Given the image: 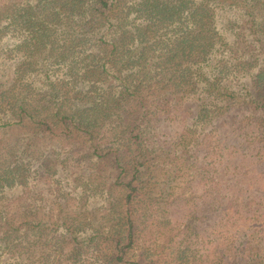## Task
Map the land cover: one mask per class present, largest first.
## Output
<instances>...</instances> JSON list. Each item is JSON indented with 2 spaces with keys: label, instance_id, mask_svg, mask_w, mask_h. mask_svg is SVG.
<instances>
[{
  "label": "trees",
  "instance_id": "16d2710c",
  "mask_svg": "<svg viewBox=\"0 0 264 264\" xmlns=\"http://www.w3.org/2000/svg\"><path fill=\"white\" fill-rule=\"evenodd\" d=\"M172 262L264 264V0H0V264Z\"/></svg>",
  "mask_w": 264,
  "mask_h": 264
},
{
  "label": "rangeland",
  "instance_id": "374dc122",
  "mask_svg": "<svg viewBox=\"0 0 264 264\" xmlns=\"http://www.w3.org/2000/svg\"><path fill=\"white\" fill-rule=\"evenodd\" d=\"M206 152V151H205ZM207 153V152H206ZM64 163H61V165H63ZM103 169H107V166L103 165L102 166ZM62 178H59V175H62ZM76 173H67V170H62L59 173L53 172L51 173V175L46 176V178L44 180H41L39 178H37L38 183H36V187L37 189L40 190V192L43 194L45 193L46 189H50L51 191H53V193L58 194L59 196H61L62 199L66 198L69 201V204L72 205V208H76V206H78L79 202H80V198H82V195L80 194V190H82V187H80L79 189H75L73 192L69 193L70 191V187L73 183V179L75 177ZM186 174L183 171H180L179 174L176 175V178H178L177 180H175V183H180L182 181V176L180 175ZM180 176V177H178ZM196 179V178H193ZM196 187H200V184L198 185H194ZM199 191H201V189H199ZM103 201L98 198V202L92 203V204H87L84 207H82V209H86L88 211H92L93 209L97 211V214H102L104 212H106V205H102ZM50 207H52L53 209H59L57 204H49ZM48 206V207H49ZM172 261H175L174 259ZM176 262H172V264H175ZM204 264H206V262H204Z\"/></svg>",
  "mask_w": 264,
  "mask_h": 264
}]
</instances>
